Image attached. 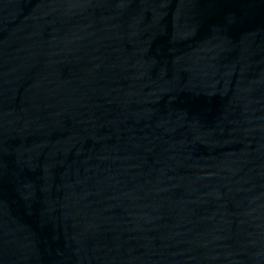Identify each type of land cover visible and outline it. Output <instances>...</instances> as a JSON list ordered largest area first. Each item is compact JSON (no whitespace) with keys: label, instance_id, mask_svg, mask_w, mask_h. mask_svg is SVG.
Masks as SVG:
<instances>
[{"label":"water","instance_id":"obj_1","mask_svg":"<svg viewBox=\"0 0 264 264\" xmlns=\"http://www.w3.org/2000/svg\"><path fill=\"white\" fill-rule=\"evenodd\" d=\"M0 264H264V0H0Z\"/></svg>","mask_w":264,"mask_h":264}]
</instances>
